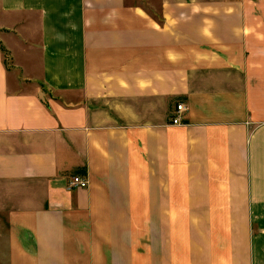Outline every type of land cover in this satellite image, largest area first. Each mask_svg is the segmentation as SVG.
Masks as SVG:
<instances>
[{"label": "crops", "instance_id": "crops-1", "mask_svg": "<svg viewBox=\"0 0 264 264\" xmlns=\"http://www.w3.org/2000/svg\"><path fill=\"white\" fill-rule=\"evenodd\" d=\"M1 45L8 264H264V0H0Z\"/></svg>", "mask_w": 264, "mask_h": 264}, {"label": "built area", "instance_id": "built-area-1", "mask_svg": "<svg viewBox=\"0 0 264 264\" xmlns=\"http://www.w3.org/2000/svg\"><path fill=\"white\" fill-rule=\"evenodd\" d=\"M186 105L184 103L177 104V110L178 112L184 111L186 109ZM172 122L175 124H179L182 122L181 117L179 114L174 116L172 118ZM88 186V179L79 175H74L69 179L68 187L69 188H81V187H87Z\"/></svg>", "mask_w": 264, "mask_h": 264}, {"label": "rangeland", "instance_id": "rangeland-1", "mask_svg": "<svg viewBox=\"0 0 264 264\" xmlns=\"http://www.w3.org/2000/svg\"><path fill=\"white\" fill-rule=\"evenodd\" d=\"M136 1L138 2L139 0ZM6 225H7V220L4 217L1 218L0 216V264H8L5 259L7 258V249H8L6 247V243L10 232L7 231Z\"/></svg>", "mask_w": 264, "mask_h": 264}, {"label": "trees", "instance_id": "trees-1", "mask_svg": "<svg viewBox=\"0 0 264 264\" xmlns=\"http://www.w3.org/2000/svg\"><path fill=\"white\" fill-rule=\"evenodd\" d=\"M0 49L2 50V52H4L6 54V49L4 48V46H0Z\"/></svg>", "mask_w": 264, "mask_h": 264}]
</instances>
